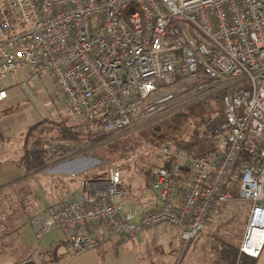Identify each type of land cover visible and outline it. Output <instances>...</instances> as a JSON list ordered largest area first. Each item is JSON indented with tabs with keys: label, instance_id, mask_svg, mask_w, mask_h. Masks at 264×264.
<instances>
[{
	"label": "built area",
	"instance_id": "built-area-1",
	"mask_svg": "<svg viewBox=\"0 0 264 264\" xmlns=\"http://www.w3.org/2000/svg\"><path fill=\"white\" fill-rule=\"evenodd\" d=\"M22 73L52 78L77 129L103 135L223 94L199 129L208 151L153 150L156 210L125 214L122 169L113 167L86 180L80 200L36 214L37 240L64 228L72 252L84 254L99 243L93 226L109 238L168 226L186 248L215 205L247 202L240 251L260 256L264 238L252 235L264 228V0H0V101L7 77Z\"/></svg>",
	"mask_w": 264,
	"mask_h": 264
},
{
	"label": "crops",
	"instance_id": "crops-1",
	"mask_svg": "<svg viewBox=\"0 0 264 264\" xmlns=\"http://www.w3.org/2000/svg\"><path fill=\"white\" fill-rule=\"evenodd\" d=\"M29 79V73L8 76L5 84L8 97L0 101V136L5 139L0 144V264H174L179 258L175 259L171 253L172 246L182 245L179 228L158 226L134 238H109L101 225H96L91 231L99 243L84 254L72 252L69 231L64 228H55L42 240L35 238L31 225L33 217L44 210L80 200L86 190L84 183L91 178L85 175L84 167L70 166L82 157L79 146L65 144L51 148V151L55 155L71 152L70 155L36 173L26 172L21 161V136L40 122L28 110H16L5 117L1 114L8 106L19 108L25 105L30 97L24 85H28L25 83ZM62 120L76 125L73 118ZM66 147H73V150L66 151ZM122 173L124 213L139 216L156 210L159 200L151 187L150 173H146L147 180L134 184H131L128 171L122 170ZM128 186L131 190L127 189ZM164 244H167L169 253L158 257L157 253ZM254 264H264V246Z\"/></svg>",
	"mask_w": 264,
	"mask_h": 264
},
{
	"label": "rangeland",
	"instance_id": "rangeland-1",
	"mask_svg": "<svg viewBox=\"0 0 264 264\" xmlns=\"http://www.w3.org/2000/svg\"><path fill=\"white\" fill-rule=\"evenodd\" d=\"M29 76L30 79L25 84H28L29 90L32 91L28 92L30 98H27L25 105H21L19 108L9 106L5 108L1 114L2 117L10 116L16 110L19 112L28 110L30 115L39 122L49 123L71 119L72 114L68 110L66 98L58 89L55 81L50 77H34L30 74ZM187 104L189 103L173 104L155 117L139 119L131 129L108 135L101 141L85 142L77 147L78 151L82 152L81 159L70 166L84 167L85 175L90 178L105 174L113 167H120L124 172L130 173L128 176L131 179V184L147 180L146 173L151 174L154 168L159 167V160L153 150L162 144L176 146L173 144L176 138L188 140L192 134H197L200 139L204 140L199 135V129L203 127L202 119L209 118L220 107L217 102L209 101L208 106L199 103V107L193 106V112H191L189 111L191 105ZM159 122H167V125ZM159 126L161 131L156 132V128ZM160 136H164V138L160 140ZM57 146L55 145L52 149ZM65 149L69 151L73 150V147ZM209 149L210 146L205 142L202 146L186 151L192 155H199ZM150 174L149 177H151ZM127 189L131 190L130 186ZM215 206L210 212L205 230L190 243L181 264H223L216 253L212 251V244L220 240L240 246L250 221L249 216L252 211L250 203L230 202L220 207ZM172 248L171 253L175 259L179 258L177 260V264H179L184 250L179 256L178 254L184 247L181 244L180 246L174 244ZM158 253V257L162 254L163 256L168 255L167 244L162 245L161 251Z\"/></svg>",
	"mask_w": 264,
	"mask_h": 264
},
{
	"label": "trees",
	"instance_id": "trees-1",
	"mask_svg": "<svg viewBox=\"0 0 264 264\" xmlns=\"http://www.w3.org/2000/svg\"><path fill=\"white\" fill-rule=\"evenodd\" d=\"M222 96L223 94H217L212 98L205 100L204 102H199V104L208 106L209 101H214L220 106L219 101H221ZM199 104L191 105L189 107V111L193 112V106H198ZM207 121L208 118H203L201 125L204 126ZM106 136L108 135H103L92 130L80 132L77 130L76 125L68 124L65 120L49 123L40 122L32 127H29L21 136L23 139L21 161L28 174L36 173L46 168L50 164L55 163L71 154V152H63L59 155L53 154L51 148H53L55 145L65 144L69 146H80L85 142L101 141ZM4 141L5 139L0 136V144ZM204 143L205 141L200 139L197 134H192L188 140L176 138L173 144L190 151L193 147L202 146ZM189 246L190 244L186 248H182V250L179 251L178 256L181 254V251L184 250L179 264L182 263ZM212 251L216 253L219 260L223 264H254V259L242 254L240 247L224 241L222 242L218 240L217 243H213ZM174 264H177V261L174 262Z\"/></svg>",
	"mask_w": 264,
	"mask_h": 264
},
{
	"label": "bare ground",
	"instance_id": "bare-ground-1",
	"mask_svg": "<svg viewBox=\"0 0 264 264\" xmlns=\"http://www.w3.org/2000/svg\"><path fill=\"white\" fill-rule=\"evenodd\" d=\"M259 224H264V214L261 215V220L259 221ZM264 238V228L259 227L255 230H253V235H252V241L254 243H259L262 239Z\"/></svg>",
	"mask_w": 264,
	"mask_h": 264
},
{
	"label": "flooded vegetation",
	"instance_id": "flooded-vegetation-1",
	"mask_svg": "<svg viewBox=\"0 0 264 264\" xmlns=\"http://www.w3.org/2000/svg\"><path fill=\"white\" fill-rule=\"evenodd\" d=\"M184 116H186V115L184 114ZM159 123H163V122H159ZM159 123H158V124H159ZM163 124L166 126V125H167V122H164ZM157 128H159L160 131H161V127H160V126L157 127ZM157 128H156V129H157ZM163 138H164V136H160V140L163 139ZM157 144H158V143H157Z\"/></svg>",
	"mask_w": 264,
	"mask_h": 264
},
{
	"label": "water",
	"instance_id": "water-1",
	"mask_svg": "<svg viewBox=\"0 0 264 264\" xmlns=\"http://www.w3.org/2000/svg\"><path fill=\"white\" fill-rule=\"evenodd\" d=\"M156 132H160V129H159V128H157V129H156Z\"/></svg>",
	"mask_w": 264,
	"mask_h": 264
}]
</instances>
